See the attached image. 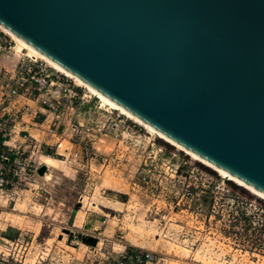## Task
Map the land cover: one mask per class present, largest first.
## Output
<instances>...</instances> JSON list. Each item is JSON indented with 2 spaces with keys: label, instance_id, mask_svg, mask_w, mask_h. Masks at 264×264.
Masks as SVG:
<instances>
[{
  "label": "rangeland",
  "instance_id": "1",
  "mask_svg": "<svg viewBox=\"0 0 264 264\" xmlns=\"http://www.w3.org/2000/svg\"><path fill=\"white\" fill-rule=\"evenodd\" d=\"M6 38L10 49L0 52V108L7 107L2 94L27 78L22 68L18 73V62L33 57ZM82 90L86 102L78 106V122L90 131L77 135L59 125L64 141L58 149L42 131L52 115L43 127L34 119L24 132L18 122L29 120L22 110L9 122L10 142L22 149V157L34 163L51 159L30 185L0 193V237L6 232L20 244L6 264H99L133 248L150 251L153 264H264L263 198ZM33 95L46 110L45 119L55 98ZM13 99L19 108L21 102ZM68 117L75 125L74 115ZM82 144L93 155L79 170L61 155Z\"/></svg>",
  "mask_w": 264,
  "mask_h": 264
},
{
  "label": "water",
  "instance_id": "2",
  "mask_svg": "<svg viewBox=\"0 0 264 264\" xmlns=\"http://www.w3.org/2000/svg\"><path fill=\"white\" fill-rule=\"evenodd\" d=\"M0 26L264 194V0H0Z\"/></svg>",
  "mask_w": 264,
  "mask_h": 264
},
{
  "label": "built area",
  "instance_id": "3",
  "mask_svg": "<svg viewBox=\"0 0 264 264\" xmlns=\"http://www.w3.org/2000/svg\"><path fill=\"white\" fill-rule=\"evenodd\" d=\"M6 37L0 31V52L10 49V40H7ZM25 58V60L20 59L17 67L18 71L22 68L21 70L24 71L27 78L25 80L20 79V82L17 81L13 88L2 94L7 107H10L13 98L21 94V91L24 89H27L29 92H36L37 94L55 93L57 95L55 102L48 105V112L52 115L50 118L51 123L45 129H42V131L47 136L58 138L55 143L56 149L64 141L62 133L64 126L68 125L71 133L77 135L89 132L90 128L85 123L77 121L73 125L69 122L70 117H68L74 115L78 120L80 115L78 106L86 102L83 88H80L71 79L53 70L45 62L28 56ZM10 108L12 111L7 119L2 116L0 117V193L30 185L34 176L38 175L37 169L43 165L41 162L34 163L33 160H30V157H22V149L19 150V146L6 143L10 139L9 122L15 121L16 113L18 112L12 106ZM62 120H66L65 125ZM59 125L63 129L60 132L58 131ZM6 137L8 138L6 139ZM66 141L72 145L70 140ZM63 151L67 152V156L65 157L61 155L63 160L79 170L85 166H89L92 161L93 153L90 150V146L86 144H82L79 148L64 149ZM43 166L46 169V166ZM17 246H20V244L18 245V240L0 237V264H6L7 257L13 259L15 258L14 256H17V252L15 251ZM99 264H153V255L150 251L133 248L129 251L121 252L115 258H105Z\"/></svg>",
  "mask_w": 264,
  "mask_h": 264
},
{
  "label": "bare ground",
  "instance_id": "4",
  "mask_svg": "<svg viewBox=\"0 0 264 264\" xmlns=\"http://www.w3.org/2000/svg\"><path fill=\"white\" fill-rule=\"evenodd\" d=\"M0 31L3 32L8 37L10 36L15 41V43L17 44L16 47H17V49H19V51L21 49H25L26 51L30 52L33 55V57L32 56H28V57H32L34 59H41V60H43L44 62H46L47 64H49L50 66H52L53 68H55L59 72L63 73L65 76H67V78L69 77L72 80H74L79 86L87 89L91 94H93L98 99H100L101 102L104 105H109L111 108H113V109H115L117 111H120V113L123 114V115H125L127 118L131 119L132 121H134L137 124H139V125L143 126L144 128H146L151 134L156 135L157 137L163 139L164 141L168 142L169 144L175 146L178 150L183 151L185 154H187L190 157H192L194 160H197V161L203 163L204 165H207L208 167H210L213 170H215L216 172H218L221 176L226 177L227 179H229V180L237 183L239 186H242L243 188L249 190L252 193H255L256 195H258V196H260L261 198L264 199V194L263 193H261V192L255 190V189L247 186L246 184H244V183L240 182L239 180L233 178L231 175L223 172L222 170L216 168L215 166L209 164L208 162H206L205 160H203L200 157L196 156L195 154L189 152L188 150L184 149L183 147H181V146L177 145L176 143H174L173 141L169 140L164 135H162L158 131L154 130L153 128H151L147 124L143 123L142 121H140L139 119H137L135 116H133L132 114H130L129 112H127L123 108L119 107L117 104H115L114 102H112L108 98L104 97L100 93L96 92L95 90L91 89L90 87H88L87 85H85L84 83H82L81 81H79L78 79H76L75 77H73L72 75H70L68 72H66L65 70H63L62 68H60L59 66H57L56 64H54L53 62H51L50 60H48L47 58H45L44 56H42L40 53H38L37 51H35L31 47H29L27 44H25L23 41H21L19 38H17L16 36H14L12 33H10L9 31H7L6 29H4L1 26H0ZM50 159H51L50 157L45 156V157H43V160H42L41 163L46 166L48 164V162H49ZM79 220H81V219H79Z\"/></svg>",
  "mask_w": 264,
  "mask_h": 264
},
{
  "label": "crops",
  "instance_id": "5",
  "mask_svg": "<svg viewBox=\"0 0 264 264\" xmlns=\"http://www.w3.org/2000/svg\"><path fill=\"white\" fill-rule=\"evenodd\" d=\"M31 93H35V92H29L27 89H24L23 91H21V94H19L18 96H16V98H17V101H20L21 103L19 104V108L17 107V108H15V107H13V103H15L16 101H14L15 99H13V103L12 104H10V107L12 106L13 108H14V110L15 111H18V110H22V114H21V116L22 115H26L28 118V123H24V122H20L21 121V119L19 120V122L18 123H20L21 124V126H20V131H22V132H24V131H27V130H29L30 129V127L33 125V124H35V120L34 119H36V121L38 122L37 124L39 125V127H43V125L45 124V122H46V119L48 118V116H50L51 117V113H48V115H46L45 117H47L46 119H43V117H44V113L46 112V110L45 109H43L42 107H39V106H37L36 105V99H35V96H37V95H33V94H31ZM51 95H53V97L56 99V94L55 93H50ZM15 98V97H14ZM10 107H2V108H0V110L1 111H4L2 114H0V117H1V115H2V117H5V116H3V115H6L7 117H9V114L11 113V108ZM35 109H36V111H35ZM28 111L29 112H31L30 114L28 113ZM61 111H63V110H61ZM60 111V112H61ZM28 113V114H27ZM36 113H38L37 115V117L36 118H34V115L36 114ZM22 118V117H21ZM30 119H32V122L30 121ZM78 121V120H77ZM15 122V121H14ZM64 124V123H63ZM65 125V124H64ZM48 126V125H47ZM46 126V127H47ZM68 126V125H67ZM67 126H64V130H66L67 128H69V127H67ZM13 127V126H12ZM24 137H25V135L24 134H22V137H20V139H19V143L20 142H24ZM51 138H53L55 141H53V143H52V145H54V143L58 140V138H54V137H51ZM10 141H12V137H10V139L8 140V141H6V143L7 144H12V145H14L13 143L14 142H10ZM18 143V142H17ZM25 147H27V146H25Z\"/></svg>",
  "mask_w": 264,
  "mask_h": 264
},
{
  "label": "trees",
  "instance_id": "6",
  "mask_svg": "<svg viewBox=\"0 0 264 264\" xmlns=\"http://www.w3.org/2000/svg\"><path fill=\"white\" fill-rule=\"evenodd\" d=\"M8 231H14L11 228H8ZM3 236H5L8 239H11V236L9 234H7L6 232L3 233Z\"/></svg>",
  "mask_w": 264,
  "mask_h": 264
}]
</instances>
